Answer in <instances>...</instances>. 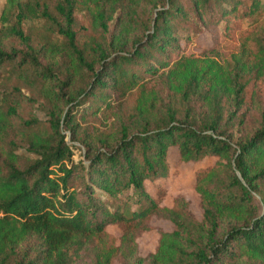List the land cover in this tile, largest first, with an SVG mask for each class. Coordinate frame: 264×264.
Returning a JSON list of instances; mask_svg holds the SVG:
<instances>
[{"label": "trees", "instance_id": "obj_1", "mask_svg": "<svg viewBox=\"0 0 264 264\" xmlns=\"http://www.w3.org/2000/svg\"><path fill=\"white\" fill-rule=\"evenodd\" d=\"M10 80L0 264H264V0H5ZM18 94L46 118L22 116ZM208 156L194 169L201 215L181 193L163 204L172 165ZM153 216L172 228L141 256Z\"/></svg>", "mask_w": 264, "mask_h": 264}, {"label": "rangeland", "instance_id": "obj_2", "mask_svg": "<svg viewBox=\"0 0 264 264\" xmlns=\"http://www.w3.org/2000/svg\"><path fill=\"white\" fill-rule=\"evenodd\" d=\"M5 0H0V10L3 6ZM33 22H30L29 20L24 22V27L27 29L30 24ZM37 24L38 22H34ZM31 28H34L33 26ZM208 34L204 33L203 35L199 36V44L201 46L205 45L207 43ZM193 49H199V47H192ZM228 50H232L235 48V44H229ZM14 80L10 81H2L0 84V90L1 91H7L9 90V84L14 83ZM16 83V82H15ZM22 93L26 95H29V91L26 87H23L21 89ZM25 96L22 98L21 94H18L16 98H19L22 100L20 111L22 116H28L30 113L29 111H35V114H37L41 119H45L46 115L44 111L40 107H36L37 103L35 102H29L26 100ZM67 141H69L72 145L73 149V157L74 159H78L81 157V150L79 143L74 141L72 144V141L66 138ZM20 153H22L25 156H32V153L28 152L25 147H22L18 150ZM169 158L174 163L175 159L177 158V153L174 148L169 149ZM215 161V157L208 156L205 157L199 161L196 162H178L176 165H172V168L169 172V175L165 178H161V183L166 188V193L163 198L162 203L165 205H171L173 197L181 193L184 195V197L189 201V207L194 212L195 215L200 216L202 209L199 205V196L196 190L193 187L194 184V169L196 167L202 166L204 164H212ZM148 188L151 191H155L154 187L150 182H147ZM152 223L155 225V228L144 231L140 234V236L137 238V250L138 254L141 256L146 255L150 251H152L158 242L159 237V229H170L172 228V222L168 219H164L161 217L153 216L151 219ZM108 231L115 235H119L120 228L116 224H109L107 226ZM90 257L84 253L78 261H76L74 264H90ZM115 264H121L119 262H115Z\"/></svg>", "mask_w": 264, "mask_h": 264}]
</instances>
